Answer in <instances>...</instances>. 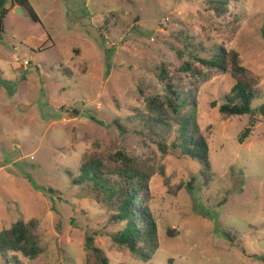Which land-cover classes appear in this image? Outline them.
Masks as SVG:
<instances>
[{
	"label": "rangeland",
	"instance_id": "obj_1",
	"mask_svg": "<svg viewBox=\"0 0 264 264\" xmlns=\"http://www.w3.org/2000/svg\"><path fill=\"white\" fill-rule=\"evenodd\" d=\"M29 1L41 21L9 1L0 37V231L22 221L44 250L18 254L21 264L94 263L92 234L110 264H264V118L220 113L238 79L259 95L253 108L264 105V0H229L222 16L210 0ZM220 47L246 71L195 59ZM164 74L199 98L210 169L172 146L175 134L165 153L142 120ZM87 160L149 175L134 204L157 222L150 261L113 242L125 223L76 181Z\"/></svg>",
	"mask_w": 264,
	"mask_h": 264
},
{
	"label": "trees",
	"instance_id": "obj_2",
	"mask_svg": "<svg viewBox=\"0 0 264 264\" xmlns=\"http://www.w3.org/2000/svg\"><path fill=\"white\" fill-rule=\"evenodd\" d=\"M9 1L12 7L19 6L28 11L34 21H41L29 0H0V37L4 32ZM210 5L222 16L228 10L229 0H210ZM195 59L208 69L228 71L230 61L233 70L246 71L241 66L239 52L228 51L224 47H220L210 58ZM186 65L189 70L198 68L193 63L187 62ZM160 78L164 82L161 98L159 101L152 99L148 102L146 111L141 114L142 120L149 131L161 137L159 145L165 153L168 148L167 141L175 134L176 139L171 145L180 149L186 157L199 161L206 169H210L209 137L201 130L196 118L199 98L194 92L177 87L171 81L165 82V74ZM232 92L233 96H228L227 102L220 106L221 114L227 117L259 114V109L252 106L259 95L253 91L251 85L238 79ZM186 107L188 110L184 111ZM254 125L252 121L251 127L242 133L241 142L249 137ZM148 179L149 175L133 161L116 169H106L98 160H87L76 180L78 183H87L93 191L103 194L110 203L117 206L114 219L125 223V226L112 235L113 242L127 248L135 258L144 262L150 261L158 248V227L151 208L144 206L138 209L134 204L137 198H142L141 188L147 186ZM94 236L95 234L89 235L86 239V249L92 252L96 260L88 264H110L105 253L95 245ZM43 251L38 234L22 221L0 231V256L8 263L21 264L18 254L36 259Z\"/></svg>",
	"mask_w": 264,
	"mask_h": 264
},
{
	"label": "water",
	"instance_id": "obj_3",
	"mask_svg": "<svg viewBox=\"0 0 264 264\" xmlns=\"http://www.w3.org/2000/svg\"><path fill=\"white\" fill-rule=\"evenodd\" d=\"M16 11L19 12V13H24V9L22 7H16ZM259 113L261 114V116L264 118V105H262L260 108H259ZM175 234V230H171L170 231V235H174Z\"/></svg>",
	"mask_w": 264,
	"mask_h": 264
},
{
	"label": "crops",
	"instance_id": "obj_4",
	"mask_svg": "<svg viewBox=\"0 0 264 264\" xmlns=\"http://www.w3.org/2000/svg\"><path fill=\"white\" fill-rule=\"evenodd\" d=\"M16 7H18V6H16Z\"/></svg>",
	"mask_w": 264,
	"mask_h": 264
}]
</instances>
